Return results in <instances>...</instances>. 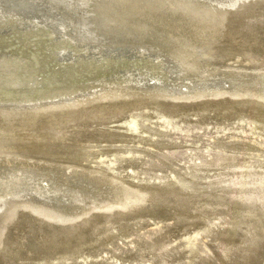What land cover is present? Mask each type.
<instances>
[{
	"label": "bare ground",
	"instance_id": "1",
	"mask_svg": "<svg viewBox=\"0 0 264 264\" xmlns=\"http://www.w3.org/2000/svg\"><path fill=\"white\" fill-rule=\"evenodd\" d=\"M68 1L0 0V264H81L82 254L96 249L90 236L94 245L100 237L109 246L112 223L126 235L130 219L167 224L176 231L175 243L182 236L191 264H224L213 260L212 239L254 240L264 247L260 202L244 205L226 194L195 193L173 176L139 191L130 188L138 184L121 183L106 168L125 166L131 154L107 157L118 142L111 120L136 112L125 131L132 144L151 108L160 113L158 130L174 131L179 120L167 117L168 102L186 104L206 95L231 98L238 119L264 139V0H72L73 8L86 4L85 29L77 17L75 23L61 15ZM217 40L220 46L209 54L217 66H209L199 55ZM225 101L218 104L216 130L230 118ZM202 106L184 107L197 120ZM97 122L108 127H79ZM148 141L136 142L146 147L138 153L165 152L167 146ZM222 144L229 158L210 182L228 166L260 179L264 164H240L239 156L264 159L262 142L238 137ZM144 199L140 210L119 212ZM93 211L105 215L64 226ZM159 247L148 249L155 253ZM133 248L134 257H141L140 248ZM160 257L149 263L179 264L176 253Z\"/></svg>",
	"mask_w": 264,
	"mask_h": 264
},
{
	"label": "rangeland",
	"instance_id": "2",
	"mask_svg": "<svg viewBox=\"0 0 264 264\" xmlns=\"http://www.w3.org/2000/svg\"><path fill=\"white\" fill-rule=\"evenodd\" d=\"M67 3V5H62L61 8H59L61 15H67L66 17H69L75 23L78 20V27L85 29L87 24L84 22L85 16L82 10L83 7L85 8L86 4L84 2V6L79 4V11V8L72 7V0H69ZM70 3L72 5H69ZM3 6H5V4ZM70 13L73 15V18H71L72 15ZM218 44L220 46L219 40L213 42L208 49L202 50L201 55H199V58L209 66H217V61H212L209 54L215 50L214 47ZM155 47L156 48H153L155 49L154 51L159 52L156 53V56L163 58L160 53L163 52L161 51L162 49H160L159 46ZM118 50L122 49L119 48ZM188 86L190 87V85L186 83L184 87L188 88ZM220 100H227L225 101V106L227 107L226 111L230 115V118L223 120L220 126H218V130H216L215 128L217 125L214 119L216 113L219 111L218 107L220 105L218 104ZM229 100L232 99L206 95L198 97L193 102L186 104L168 102L166 107L167 117L172 118L178 116L174 119L178 118L179 121L174 131L169 129L165 133L158 130L160 113L155 111L154 108H151L146 112V117L140 118V129L135 132V142L132 144L129 142L131 136L129 137L125 131L127 130L126 127L128 126V120L131 114H135L136 112H128L111 120V122L114 123V130L118 132V138L116 139L118 142H113L111 144L114 151L107 157L111 159H114V157L119 158L124 156L126 151H130L131 154L126 156V159L129 161L128 164L121 168H117L115 164H107V173L115 177L121 183L131 181L138 184L136 188L129 186L136 190L143 184L165 185L167 184V179L173 176V178L175 177L179 182L191 184L189 190L192 192L211 195H216L218 193L223 195L226 194L229 199L238 201L244 205L260 202L264 209V174L260 179H256L251 173L236 172L234 166H228V172L222 175L220 174L212 179V183L210 182L209 176L220 171L221 167L227 163L229 158L228 153L224 151L222 141L227 139L233 142L234 138L239 137L241 141L249 143L262 142L264 144V139L257 138L254 131L248 126V121L238 119L240 117L236 116L234 107ZM211 102H214L215 105L212 106ZM199 103H203L204 115L202 117H197L199 119L195 120L192 116V112H186L187 108L185 109L184 106ZM92 126L103 129L108 127V123L97 122L94 125L84 123L79 127L82 130H87ZM142 132H146L147 135H143ZM211 137H214L215 143H209V141L211 142ZM151 138L158 146H167L165 152L156 155L138 153L146 148L144 143L149 142L148 140ZM137 141H143L144 143L143 145H139L136 143ZM234 145L236 144L233 143V146ZM22 156L29 157L30 155L25 152ZM239 159L240 164L246 161H248L251 166L264 164L263 158L253 154L240 155ZM131 170L136 172L134 174L136 176L135 180L130 177ZM195 175H198L199 178L193 183V177H195ZM228 190L230 193H227ZM142 195L147 198V195L144 193H142ZM145 201L146 199L139 204L129 206V208L125 210H119V212L122 214L127 211L140 210ZM17 214L13 221L14 224L17 221ZM104 215L105 213L101 211H93L86 217L64 223V226L78 227L87 218H99ZM110 222H113V219L110 220ZM129 225L131 227L130 232L126 235H119L117 225L114 224V222L112 223V226L109 227V232L112 234L114 240L109 246L104 245L100 237L97 244L94 245V237L93 235L90 236L89 244H93L96 249L92 250L88 248L85 253L82 254L85 261L80 260L79 262L81 264H150L149 262L155 263L159 259L158 257H163V255H169L173 252L179 255V264H191V253L190 251H185L183 248L184 241L182 240V236H177V239H180L181 242L175 243V238L172 235L175 234L176 231L169 229L167 224H158L156 221L137 222L136 219H130ZM166 232L170 233L165 234ZM203 236L199 238L200 244H204ZM243 241L244 240L240 239L238 242L234 243L212 239L209 246L213 251V260L216 261L218 259L224 262V264H264V247L260 246L259 242L254 240H250L247 243ZM153 244L160 246L158 248L159 250L157 249L155 253L148 249V247ZM134 246L140 248L141 257H134ZM26 261H29V259L27 258L23 262ZM8 264L12 263L8 262ZM62 264H75V262L66 261Z\"/></svg>",
	"mask_w": 264,
	"mask_h": 264
}]
</instances>
